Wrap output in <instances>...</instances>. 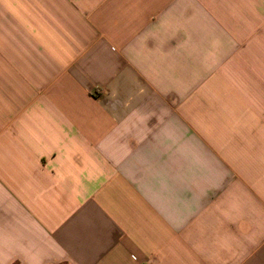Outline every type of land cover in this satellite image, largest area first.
<instances>
[{"label":"crops","instance_id":"crops-1","mask_svg":"<svg viewBox=\"0 0 264 264\" xmlns=\"http://www.w3.org/2000/svg\"><path fill=\"white\" fill-rule=\"evenodd\" d=\"M0 264H264V0H0Z\"/></svg>","mask_w":264,"mask_h":264}]
</instances>
